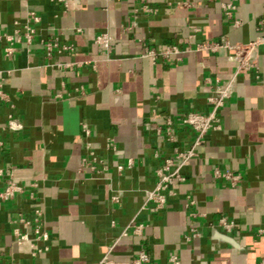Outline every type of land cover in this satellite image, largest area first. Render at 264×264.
<instances>
[{
    "label": "crops",
    "instance_id": "1",
    "mask_svg": "<svg viewBox=\"0 0 264 264\" xmlns=\"http://www.w3.org/2000/svg\"><path fill=\"white\" fill-rule=\"evenodd\" d=\"M77 10L66 11L51 0H34L30 7L42 16L39 37L30 52L25 46L12 59L3 54L0 68L13 73L6 90L14 110L0 102V167L13 171L21 182L38 180L37 201L42 203L52 235L51 249L43 258L30 256L28 246L14 242L11 222L20 212L30 215L34 201L28 193L14 201H0V257L2 264H97L120 238L110 257L118 262L134 258L141 250L152 264H168L171 252L182 264H260L264 257V45L259 48L258 72H242L234 83V94L221 109L223 128L209 134L200 156L184 169L187 182L179 184L178 196L159 213L141 210L145 190L155 183V170L174 146L190 148L195 132L180 124V116L191 110L208 112L205 79L230 80L236 68L233 52L191 51L181 61L142 57L144 46L184 48L190 24L201 28L193 44L248 43L264 35V0H237L234 27L222 10L228 0H146L155 14L135 15V0H80ZM170 2L173 4L170 5ZM177 2L188 7L176 8ZM26 0H0V28L12 32L14 21L28 9ZM131 27V29H128ZM82 28V32L76 31ZM114 37L108 54L95 44L97 35ZM59 37L75 44L72 53L56 54L55 64L89 62L81 67H50L40 39ZM96 65L94 69L92 65ZM83 86L84 91L76 92ZM64 97L54 99L57 93ZM159 97V98H157ZM12 111L23 122L20 132L2 130ZM171 116L176 142L169 144L155 134ZM93 129L90 139L97 154L110 163L135 164L123 173L114 168L103 177H92L77 169L85 155L81 123ZM114 137L122 151L115 156L106 148ZM239 172L242 182L232 187L214 177V169ZM113 190H121V205L113 203ZM196 200V210L206 216L193 218L186 208L187 195ZM227 216L236 223L231 234L218 227ZM136 219L145 223L142 235L122 237ZM193 226L202 231L192 242L185 235Z\"/></svg>",
    "mask_w": 264,
    "mask_h": 264
},
{
    "label": "built area",
    "instance_id": "2",
    "mask_svg": "<svg viewBox=\"0 0 264 264\" xmlns=\"http://www.w3.org/2000/svg\"><path fill=\"white\" fill-rule=\"evenodd\" d=\"M34 0H26L29 6L26 14L14 21V28L12 32L0 28V42H6L3 54L6 59H12L19 51L20 46H25L27 51L30 52L32 47L37 42L39 37V25L42 21V16L30 7L31 2ZM54 3L62 4L66 11L77 10L80 8V0H51ZM138 5L134 9L135 15L140 13L155 14L156 9L151 6L146 0H135ZM237 0L224 1L221 4L225 17L231 21L234 27L242 25V20L235 16L237 10ZM173 3L170 2V5ZM188 2H177L176 8L188 7ZM260 28L264 26V18L260 20ZM190 34L187 45L184 48L178 45H169L166 47H152L145 45L144 51L141 56L149 58L156 62L158 59L167 61H181L183 55L191 51H207L217 52L221 49H227L233 52L236 68L233 77L225 82L219 80H212L211 78L205 79V86L201 90L202 94L206 95L207 104L209 105L208 112H200L191 110L182 114L179 118L180 124L192 129L195 132V139L187 149H181L178 146H174L172 153L169 156H165L161 150H156L154 153L155 158L162 159V163L156 168V179L154 185L145 190L144 204L141 210H147L151 213H159L164 210L169 201L172 198L178 196L179 191L177 186L187 182V175L184 173V169L191 165L195 158L200 156L199 149L208 142L209 134L213 131H220L223 128L221 119V109L225 105L226 101L234 94V83L237 76L242 72H258L259 61L258 54L259 48L264 45V35H259L255 40L248 43H231L225 37H222L220 41L216 42H203L193 44L198 34L201 32V28L196 24H190ZM131 29V27H128ZM76 31L82 32V28H76ZM114 37L109 32H103L96 36L95 44L103 48L108 54L112 51V44ZM39 43L43 47L44 57L48 60V66L50 67H81L89 62H74L65 64L53 63V58L56 54L72 53L76 50L75 44L63 43L59 37L40 39ZM95 69L96 65H92ZM11 70L0 68V102L9 104L11 109L14 110L11 94L6 90V84L10 76ZM83 86L76 88V92L83 93ZM64 97L62 92L57 93L54 99H61ZM159 98V97H157ZM175 121L173 117L168 116L163 125H159L155 129L157 137L162 138L164 142L169 144H175L176 131ZM2 130H9L13 132H20L24 129L23 122L12 111L8 114L7 122L1 127ZM81 129L86 137L85 142V155L81 158L80 165L77 169L79 174L89 172L92 177H103L104 174L109 172L112 168L117 173H123L126 169L132 168L135 164L134 158H128L126 164L120 162L110 163L109 161L101 158L90 140L93 137V129L88 122L81 123ZM4 141L0 134V148L3 146ZM106 148L110 150L115 156L122 155L117 140L114 137H109L106 140ZM214 177L216 179L226 180L232 187H237L243 180V175L239 172L223 171L220 168L214 169ZM38 180H31L21 182L16 180L13 171L6 172V170L0 167V201L10 202L18 198L19 195L28 193L29 198L34 201L33 210L30 215L20 212L17 217L12 219L14 225L12 233L14 236V242L18 246H28L30 250V256L33 258H43L51 249L52 235L48 229L46 222L45 209L41 202L37 201L36 191L39 187ZM121 190H113L111 201L113 203L121 205L122 203ZM196 200L191 194L187 195L186 208L190 211V215L193 218L200 216H206V214L200 213L196 210ZM225 233L231 234L236 227V223L227 216L221 217L217 222ZM148 225L145 223H139L136 219H133L123 230L122 237L129 234L142 235L145 228ZM258 235L264 234V227H260L257 230ZM202 236V231L199 226H193L189 229L185 235L187 242H192L196 238ZM118 238L115 243L110 246L102 259L97 264H152L150 255L141 250L134 258L126 262H118L110 257L115 245L119 242ZM0 264L1 257H0ZM168 264H182L181 257L178 252H171L168 258ZM260 264H264V257L261 259Z\"/></svg>",
    "mask_w": 264,
    "mask_h": 264
}]
</instances>
